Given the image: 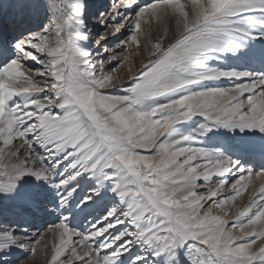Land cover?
<instances>
[{"label": "snow or ice", "instance_id": "6c2138e0", "mask_svg": "<svg viewBox=\"0 0 264 264\" xmlns=\"http://www.w3.org/2000/svg\"><path fill=\"white\" fill-rule=\"evenodd\" d=\"M0 216V264H264V0H0Z\"/></svg>", "mask_w": 264, "mask_h": 264}, {"label": "rangeland", "instance_id": "374dc122", "mask_svg": "<svg viewBox=\"0 0 264 264\" xmlns=\"http://www.w3.org/2000/svg\"><path fill=\"white\" fill-rule=\"evenodd\" d=\"M106 2H108V0H106ZM121 2H122V0H115V3L118 4V5H119ZM124 2H126V0H124ZM119 23L122 24V23H124V21H120ZM117 26H119V25H117ZM158 27H159V26H157V25H154V26H153V32L156 33V38H158L159 35H161V33H160ZM127 35H128V34L125 32V35L122 36V38L120 37V39H125V38L127 37ZM153 39H154V38H153ZM142 41H143V43H144L143 38H142ZM166 42H167V41H166ZM125 50H126V49H125ZM114 54L117 55L118 57H123L122 54H124V50H123V51H116ZM143 57H144V60H143V61H145V60L147 59L146 54H144ZM123 65H125V64H123ZM121 67H122V65H114V69H115V70H113V68H109V69H108V72H109V73H111L113 76H115V77L118 78V79H117V82H121V79H123L122 77L119 78V75H118V73H119L120 70H121ZM117 75H118V76H117ZM123 82H127V80H123ZM234 179H235V177H232V176H230V177L227 178L228 183H229V187H230V184L233 182ZM254 179H255V178H254ZM218 182H219V180H218L217 178H214V179H213V183H212L210 186H211V187H215V184L218 183ZM255 183H256V186L258 187V186H259V181H255ZM200 185H201V191H204V190H206L207 187H209V185L205 184L203 181H200ZM202 186H203V187H202ZM251 190H252V189H251V187H250L248 192L244 193V195H243L242 197H240V198H238V199L236 200V202H235L236 207H244V206L247 204V202H248V195H249V193L251 192ZM226 194H229V188H225V189L223 190V192L221 193V196L226 195ZM236 207H232V208H231V213H234V212L236 211ZM213 211L215 212V211H218V210L215 209V208H213ZM4 219H5V218H4ZM44 223H46V222H44ZM50 223H51V221L49 220V223H46L42 228H39V229L37 230V233H39L40 235H42L43 233H45V232L47 231V227H48V225H49ZM0 225H2V227H3V226H6V228L9 227V223H8L7 220H4V221L1 220V221H0ZM32 230H33V229H32ZM32 230H30V232H32ZM17 239H19V240H23V241L26 240V242H28V240H27L25 237H22V236H17ZM86 248H87L86 245H85V247H84L83 249H81V248L78 247V251L81 253V255L83 254V251L86 250ZM47 260H48V259L45 260V258H43L41 264H47ZM74 264H79V262L76 261V262H74Z\"/></svg>", "mask_w": 264, "mask_h": 264}, {"label": "bare ground", "instance_id": "6f19581e", "mask_svg": "<svg viewBox=\"0 0 264 264\" xmlns=\"http://www.w3.org/2000/svg\"><path fill=\"white\" fill-rule=\"evenodd\" d=\"M169 27L171 29V31L169 33V36L171 37L174 34V28H175L174 22H170L169 23ZM158 28H159L160 33L162 34V29L160 27H158ZM152 37L154 39L156 38V33L153 32V29H152ZM141 45L143 46V41L142 40H141ZM136 53H137V49L135 48V46H133V48H131V49L124 50V54H122L123 56H125V55H131V60L129 61V63L133 66V70L134 71L140 67L141 63L144 60V57H143L144 53H143L142 49H141V54L140 55H137ZM128 66L129 65L127 63L125 65H122L121 70L118 73L119 78L120 77L123 78V79H121V82H123V80H128V76H129L128 71H127ZM1 220L4 221L6 219H4V217L0 216V221ZM44 222L45 221H36L35 222L36 223V226L35 227H31L29 225H24V224H21L20 226L22 228L23 227H29V231L33 229L32 232H30V233H31V235L33 237H36L37 230L39 228H42L46 223H49V221H46V223H44ZM0 227H2V225H0ZM3 227L6 228V226H3ZM42 235L45 237V239H44V241L42 243H47L48 244L47 251L49 253V257H41L38 261L35 262V264H41L43 258H45V260L48 259V258H50L52 243H54L56 241V239H57L56 237H53L50 234H48L47 231L45 233H43ZM24 242H26V240H24Z\"/></svg>", "mask_w": 264, "mask_h": 264}]
</instances>
